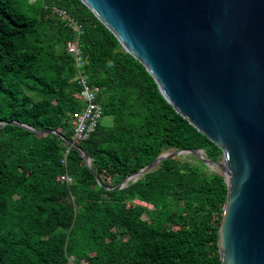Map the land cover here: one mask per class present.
Masks as SVG:
<instances>
[{
  "label": "trees",
  "instance_id": "obj_1",
  "mask_svg": "<svg viewBox=\"0 0 264 264\" xmlns=\"http://www.w3.org/2000/svg\"><path fill=\"white\" fill-rule=\"evenodd\" d=\"M52 7L81 26L79 71L101 110L82 140L72 137L82 102L65 51L75 34ZM2 121L0 264H220L226 188L198 158H164L113 188L161 152L199 149L216 161L220 150L80 0H0Z\"/></svg>",
  "mask_w": 264,
  "mask_h": 264
},
{
  "label": "water",
  "instance_id": "obj_2",
  "mask_svg": "<svg viewBox=\"0 0 264 264\" xmlns=\"http://www.w3.org/2000/svg\"><path fill=\"white\" fill-rule=\"evenodd\" d=\"M80 1L174 111L220 150L216 161L199 149L161 152L113 188L164 158L195 156L226 188L216 229L220 264H264V0ZM64 141L87 166L83 150Z\"/></svg>",
  "mask_w": 264,
  "mask_h": 264
},
{
  "label": "built area",
  "instance_id": "obj_3",
  "mask_svg": "<svg viewBox=\"0 0 264 264\" xmlns=\"http://www.w3.org/2000/svg\"><path fill=\"white\" fill-rule=\"evenodd\" d=\"M51 11L75 34L74 39L68 40L65 43V51L71 54L73 64L77 70L74 79L78 85L77 95L82 102V108L72 122V137L74 140H82L94 129L96 123L101 117V110L98 104L94 101L92 87L86 82L85 75L79 71L82 62L80 59L77 35L81 32V26L64 10L52 7ZM58 179L60 181L68 182L70 178L66 174H60ZM133 202L147 206L142 201L133 200ZM69 260H71L70 257ZM70 262H72V260Z\"/></svg>",
  "mask_w": 264,
  "mask_h": 264
}]
</instances>
